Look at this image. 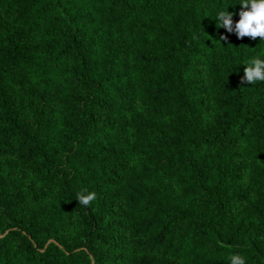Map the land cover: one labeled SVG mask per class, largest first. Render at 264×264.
I'll use <instances>...</instances> for the list:
<instances>
[{
  "label": "trees",
  "instance_id": "obj_1",
  "mask_svg": "<svg viewBox=\"0 0 264 264\" xmlns=\"http://www.w3.org/2000/svg\"><path fill=\"white\" fill-rule=\"evenodd\" d=\"M240 3L0 0V264H264Z\"/></svg>",
  "mask_w": 264,
  "mask_h": 264
},
{
  "label": "clouds",
  "instance_id": "obj_2",
  "mask_svg": "<svg viewBox=\"0 0 264 264\" xmlns=\"http://www.w3.org/2000/svg\"><path fill=\"white\" fill-rule=\"evenodd\" d=\"M243 7L239 12V20L233 23V13L220 11L215 19L217 27H223L228 33L235 32L239 39L250 37L264 40V0H241ZM221 40H227V36H221ZM242 81L254 84L257 81H264V59L253 58L244 69ZM97 195L95 192L77 193L76 199L81 206H89ZM230 264H246L245 259L239 254L230 258Z\"/></svg>",
  "mask_w": 264,
  "mask_h": 264
}]
</instances>
